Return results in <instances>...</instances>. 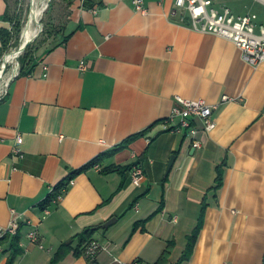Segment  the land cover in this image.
Returning <instances> with one entry per match:
<instances>
[{
	"label": "crops",
	"instance_id": "crops-1",
	"mask_svg": "<svg viewBox=\"0 0 264 264\" xmlns=\"http://www.w3.org/2000/svg\"><path fill=\"white\" fill-rule=\"evenodd\" d=\"M13 1L0 0V62ZM96 1L73 5L68 40L38 56L0 101V230L20 223L15 264H52L65 246L58 264H154L171 245V264H264V63L251 66L232 41L178 22L176 0H146V12L134 0ZM213 2L264 26V0ZM177 96L218 105L201 148L168 129ZM137 164L141 187L131 179ZM84 168L45 218L41 205ZM91 229L103 245L95 259L76 253Z\"/></svg>",
	"mask_w": 264,
	"mask_h": 264
},
{
	"label": "built area",
	"instance_id": "built-area-1",
	"mask_svg": "<svg viewBox=\"0 0 264 264\" xmlns=\"http://www.w3.org/2000/svg\"><path fill=\"white\" fill-rule=\"evenodd\" d=\"M133 3L137 11H147L146 0H134ZM173 15L181 24L188 22L187 25L197 32L213 34L232 41L242 52L244 61L251 66L257 67L264 63V26L258 24L256 14L236 15L229 7H223L220 10L214 7L213 0H176ZM81 68L85 70V64H82ZM20 70L12 78L18 77ZM1 100L2 98H0ZM227 100L226 97L225 101ZM176 102L177 104L167 120L168 129L173 133L186 134L191 138L195 148H201L203 143L199 139L200 133H210L217 126L215 113L218 105H210L203 100H189L181 96L176 97ZM21 143L22 138L19 136L14 153L23 158L24 154L20 149ZM96 168L100 169L99 166ZM131 179L137 187H141L145 182V170L140 164L133 167ZM74 182L72 180L70 185H73ZM62 198L63 196L58 197L54 204L59 203ZM43 212L46 218L50 215L51 208L48 207ZM20 227L18 219H15L8 229L0 230V240L7 234L17 235L20 232ZM29 238L32 243H37V230H33L29 234ZM102 249L103 245L99 241L91 240L86 245L84 252L91 259H95ZM2 252L3 249L0 246V254ZM120 264L128 263L120 262Z\"/></svg>",
	"mask_w": 264,
	"mask_h": 264
},
{
	"label": "rangeland",
	"instance_id": "rangeland-1",
	"mask_svg": "<svg viewBox=\"0 0 264 264\" xmlns=\"http://www.w3.org/2000/svg\"><path fill=\"white\" fill-rule=\"evenodd\" d=\"M71 2L72 0H51L49 2L50 6H47L41 17L40 23L38 24L40 32L34 42L30 45V57L33 56L37 58L64 40L67 35L68 28H70L71 25L73 5L78 2L84 3V0H77L74 3ZM13 6L10 48L0 62V71H2L0 81V98H3L5 92L7 91V85L10 79L21 69V62L19 59V61L17 60L15 63H7V67L3 73V69L6 64L5 59L7 56L20 49L22 46L24 31L32 14L33 0H14ZM19 26L22 27L20 33H18Z\"/></svg>",
	"mask_w": 264,
	"mask_h": 264
},
{
	"label": "trees",
	"instance_id": "trees-1",
	"mask_svg": "<svg viewBox=\"0 0 264 264\" xmlns=\"http://www.w3.org/2000/svg\"><path fill=\"white\" fill-rule=\"evenodd\" d=\"M77 0H72L71 3H74ZM96 4H98V2L96 0H84V6L86 8H94L96 6ZM186 24H188V22H186ZM21 26L18 27V33L21 32ZM68 36H66L64 38V42H66L68 40ZM10 42H11V35L10 32H3V43L4 46L6 48V50L8 51L10 48ZM31 51V46H29L26 51L24 52L23 55L20 56V62H21V70H20V75H22L36 60L35 57L31 56L30 57V52ZM134 137L127 140L126 142H124L123 144H121L115 152H119L121 150L126 149L131 143L132 141H134ZM102 159L97 160L96 162H99ZM94 164H92L91 166H93ZM89 166V167H91ZM87 168L82 169L81 171H78L76 173H73L72 175L69 176V178L65 181H63L52 193L51 195L46 199V201L41 205L42 210H45L46 208L50 207L52 204H54V201L58 199V197L60 196H65V194L69 191L70 189V183L72 180L75 179L76 175L79 174L80 172L85 171ZM222 184V173H220L219 176V186ZM140 225V223L136 224L134 227V232L137 231L138 226ZM95 230L91 229V230H87L85 233H83L82 235H80V244L79 247L77 249V255L80 254V250L84 251L86 245L92 240L93 234H94ZM199 231L197 230L195 232V234L192 236L191 238V243L190 246L188 248V250L185 252L182 260H187L190 258L191 253H192V249L195 243V240L197 239ZM21 235L20 232L17 235H10L7 234L3 239L0 240V246L2 247H7L9 248L10 251V257L8 260L7 264H15L17 259L24 254V250L22 249L21 245ZM173 252V246H169L164 253L162 254V256L158 259L157 262H155L154 264H171L170 262V258ZM67 253H69V248L67 246L63 247V249L57 254V256L55 257V259L53 260L52 264H58L61 260H63L65 258V256L67 255Z\"/></svg>",
	"mask_w": 264,
	"mask_h": 264
},
{
	"label": "bare ground",
	"instance_id": "bare-ground-1",
	"mask_svg": "<svg viewBox=\"0 0 264 264\" xmlns=\"http://www.w3.org/2000/svg\"><path fill=\"white\" fill-rule=\"evenodd\" d=\"M50 1L51 0H33L32 14L30 17V21H29V23H28V25L24 31V35H23V39H22V41H23L22 45L24 43H26L27 41L33 40L34 38H36L38 36V34L40 32L39 28H38V24L40 23L41 17L43 15L44 11L46 10L47 6L49 5ZM19 50L20 49L14 51L10 55H8L7 58L5 59L6 62L7 63L17 62V56L19 54ZM1 74H2V71H0V81H1ZM16 74H17V72H16Z\"/></svg>",
	"mask_w": 264,
	"mask_h": 264
},
{
	"label": "water",
	"instance_id": "water-1",
	"mask_svg": "<svg viewBox=\"0 0 264 264\" xmlns=\"http://www.w3.org/2000/svg\"><path fill=\"white\" fill-rule=\"evenodd\" d=\"M49 6H50V3H49ZM48 6V7H49ZM37 38V37H36ZM34 40H35V38L33 39V40H29V41H27L26 43H24L21 47H20V50H19V54H18V56H17V60L19 61V59H20V56L26 51V49L34 42ZM6 67H7V62H6V64H5V66H4V69H3V73L5 72V69H6ZM14 80V78H12L11 80H10V83L12 82ZM10 83H9V85H10ZM175 156L172 158V160H171V163H170V166H169V170H171V168H172V166H173V163H174V161H175ZM117 221V218L116 219H114V220H111V221H109L108 223H106L103 227L104 228H109L112 224H114L115 222Z\"/></svg>",
	"mask_w": 264,
	"mask_h": 264
}]
</instances>
